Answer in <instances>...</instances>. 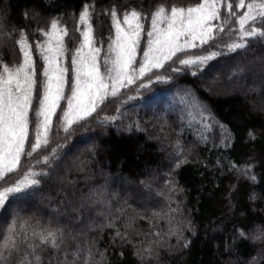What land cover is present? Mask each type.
Masks as SVG:
<instances>
[{"label":"trees","instance_id":"trees-1","mask_svg":"<svg viewBox=\"0 0 264 264\" xmlns=\"http://www.w3.org/2000/svg\"><path fill=\"white\" fill-rule=\"evenodd\" d=\"M172 1L0 0V13L5 15L9 32L13 27L26 30L28 42L33 47V59L42 66L35 45L46 37L36 29L48 31L52 18L62 17L61 24L74 37H65L66 45L74 50L81 39L75 30L79 13L85 4L94 5L98 14L92 21L94 36L96 40L104 41L100 60L103 63L109 34L113 36L112 21L108 20L109 15H104L105 9L119 6L121 19L125 7H136L147 14L161 2ZM199 2L176 0L173 3L189 7ZM220 7L222 14L226 15L228 10L224 0H221ZM244 10L238 11L242 13ZM26 11L28 20L24 18ZM33 11L39 13L35 19L31 18ZM149 21L148 16V25ZM213 24H219V21ZM234 26L238 28V25ZM16 39H19V31L13 40L0 43V61L10 66L23 59ZM202 47L207 48V45ZM223 51L226 54L209 61L210 65L223 59L222 63L233 67L232 70L243 68V74L233 76V80L242 76L257 93H262L264 40L253 39L247 51ZM187 52L203 54L201 47ZM178 55L183 58L182 54ZM63 63L70 65V56ZM173 66L181 71L172 73L169 70L170 80L155 82L139 92L136 87L130 88L120 95L122 98H109L112 106L104 107L99 117L94 113L89 123L76 128L67 138L62 130L58 137L53 130V138L61 145L59 159L51 167L43 168L50 175L42 179L35 195L26 203L7 211L0 210V231L7 227L15 211L28 219L36 230L47 227L49 218H54L64 227L66 235L72 233L81 241H95L93 252H105L106 259L102 264H248L258 252L264 261V251H261L264 243H254L251 239L257 227H264V106H253L257 97L251 94L241 95L232 90L226 95H209L203 91L199 81L203 72L208 74L207 68L200 71L204 65L185 68L177 62ZM254 68L258 69L259 75L250 76L247 70ZM261 93L264 102V92ZM194 103L203 105L214 118L209 122L210 130L205 133L206 142L200 141L196 134L200 125L199 116L191 108ZM117 106L121 109L119 114ZM149 107L160 108L158 111L166 126L162 127L159 119H152L151 115L156 112ZM105 115H119L120 118L99 124L98 119ZM54 122L59 123L56 117ZM190 122H194L193 126H189ZM220 125L225 126L230 139L225 141L222 138ZM164 130L163 138L160 134ZM249 131L253 132L254 139L249 137ZM103 132L106 137L95 141L101 149L83 148L76 159L79 165H72L71 169L68 164L72 159H63V154L71 151L72 145L93 140L96 134ZM178 139L185 145L188 162L176 168L172 146ZM162 141L166 142V148L161 149ZM63 163L67 165L66 170L60 168ZM233 163L238 168L251 165V171L242 175L231 169ZM35 170L41 171L42 164ZM251 176H255V181ZM117 183H121V187ZM92 192L102 193L104 202H94L96 197L89 195ZM253 194L255 199L251 198ZM109 221L115 222L114 228L100 227ZM129 223L133 243L121 246L119 239L113 243L116 229L124 232ZM52 226L55 227V223ZM176 228H181L182 239L169 235V231ZM237 229L245 230L249 238L239 237ZM81 231L83 236L79 235ZM144 233L149 234L147 238ZM185 239L190 242L187 248L183 247ZM141 240L145 245L150 240L160 242L159 247L152 245L158 254L151 260L142 262L136 255L137 248L133 245H139ZM53 255L51 250L46 251L44 264H49L48 257ZM95 260H100L98 254Z\"/></svg>","mask_w":264,"mask_h":264},{"label":"snow or ice","instance_id":"snow-or-ice-1","mask_svg":"<svg viewBox=\"0 0 264 264\" xmlns=\"http://www.w3.org/2000/svg\"><path fill=\"white\" fill-rule=\"evenodd\" d=\"M224 3L228 10L226 15L221 12V0H200L195 6L187 8L175 5L169 8L166 3H161L150 13V26L148 15L143 10L125 7L121 20L120 7L113 5L104 10V15L111 18L115 36L113 38L109 34L102 64L104 41L96 40L94 36L92 21L94 15L98 17L94 5L85 4L79 13L75 30L80 33L81 39L74 50L66 45L64 38L74 37L61 24L62 17H53L48 31L36 29L46 37L35 45V52L43 61L42 66L33 59V47L28 42L26 30L13 27L9 32L5 26V15L0 13V43L13 40L19 31V39L15 43L23 56L21 62L11 66L0 61V210L7 211L26 203L35 195L42 179L50 175L43 168L51 167L59 159L61 147L53 138V130L57 137L62 130L67 138L76 128L89 123L94 113L99 117L107 103L111 102L110 97L122 95L121 89L136 85L139 92L155 82L170 80L169 70L172 73L181 71L173 66L177 62L185 68L199 67L226 54L223 49L227 53L247 51L253 39L264 40V0H224ZM240 9L245 10L240 13ZM38 15L37 11H33L31 18L35 19ZM24 18L29 19L27 11ZM212 21H219V24H212ZM145 34L146 43L143 39ZM205 45L207 48L202 47ZM197 47H201L203 54L187 52ZM178 54H182L183 58ZM68 56L70 65L61 62ZM243 72V68L237 67L233 76ZM191 108L199 116L197 137L206 142L205 133L210 130L209 122L214 118L203 105L194 103ZM120 111V106H117L116 112L119 114ZM54 117L58 124L54 122ZM119 118V115H105L97 122L106 124ZM193 124L190 122L189 126ZM220 128L222 138L225 141L230 139L225 126L220 125ZM248 135L255 138L252 131ZM172 147L175 167L179 168L188 162L186 148L179 139ZM41 164L42 170L36 171V166ZM251 167L231 165V169L238 170L242 175H248ZM251 179L255 181L256 178L251 176ZM89 195L96 197L94 202H104L102 193L92 192ZM251 198L255 199V195ZM54 223L55 227L52 226ZM131 226V223L126 225L124 232L117 228L113 243L117 239L121 246L133 243L129 235ZM100 227L114 228L115 222L109 221ZM237 231L239 237L249 238L245 230ZM79 235L83 236V231ZM144 235L147 238L149 234ZM169 235L177 236L178 240L183 238L181 228L170 230ZM251 239L254 243H264V227H257ZM189 243L185 239L183 247L187 248ZM153 244L160 246L159 241L151 240L147 245L143 240L139 245H133L142 262L158 254ZM94 246L95 241H81L72 233L66 235L64 227L54 218H49L47 227L36 230L28 219L13 211L7 227L0 231V264H44V253L48 250L54 253L48 257L49 264L53 260L56 264H102L106 259L105 252H93ZM97 254L100 260H95ZM248 264H264V261L258 252Z\"/></svg>","mask_w":264,"mask_h":264},{"label":"rangeland","instance_id":"rangeland-1","mask_svg":"<svg viewBox=\"0 0 264 264\" xmlns=\"http://www.w3.org/2000/svg\"><path fill=\"white\" fill-rule=\"evenodd\" d=\"M174 1H176V0H173L172 2H169V3H167V5L169 6V8L172 6V5H175V3H173ZM162 3V2H161ZM160 3V4H161ZM181 6H183V5H179V7H181ZM191 6H195V5H191ZM184 8H187V7H185V5L183 6ZM190 7V6H189ZM152 11V10H151ZM151 11H147V14H148V16H149V18H150V20H151V17H150V13H151ZM108 20H111V18H109ZM121 20H122V18H121ZM150 22V21H149ZM215 21H212L211 23L213 24ZM148 26H150V24L148 25ZM112 33H113V38H114V36H115V29L114 28H112ZM144 39V42L146 43V34H145V37L143 38ZM79 42L80 41H78V43L76 44V46L75 47H77L78 45H79ZM196 43H199L198 41L196 42ZM75 47H74V49H75ZM193 49V48H192ZM189 50V49H188ZM187 50V51H188ZM140 55V53H138V56ZM219 59V58H218ZM247 60V59H246ZM215 61V60H214ZM226 61V60H225ZM62 63H63V61H61ZM222 62H224L223 61V59L221 60V62L220 63H218V64H216V63H214V64H216V65H210V62L208 63V64H205L204 66H201L200 67V71L201 70H203V69H205V68H207L206 70L208 71V74H205L204 72L201 74V80L199 81L202 85H201V89L203 90V91H205V92H207L209 95H216V94H218V95H226L227 93H230L232 90H234V91H237V92H240L241 93V95H254V96H256L257 97V99L255 100V102H253L254 104H252L253 106L255 105V104H257V106H264V102H263V100H262V96H260V94L259 93H261V92H256L253 88H252V86L250 85V84H247L246 82H245V79H244V77H242L241 76V79H238V80H233V73H234V70H232V68L233 67H231V66H225L224 65V63H222ZM249 62H251V61H249ZM100 63H102V61H100ZM262 63H264V61L262 62ZM199 69V68H198ZM191 71V70H190ZM195 72H197V70H195ZM247 72H248V74L250 75V76H252V74L253 75H259L258 74V69H256V68H254V69H252V70H247ZM198 73V72H197ZM199 73H201V72H199ZM232 77V78H231ZM235 77V76H234ZM134 87H136V85H132V86H130V88L131 89H133ZM128 90V88H126V89H121V92H122V94H124L126 91ZM264 92V91H263ZM262 92V93H263ZM261 93V95H263ZM123 96H120V98H122ZM111 98V97H110ZM63 103H65L66 104V102H63ZM111 104L110 103H108L107 104V106H110ZM112 106V105H111ZM126 106V105H125ZM152 106V105H151ZM153 107H149V110H151V111H155L156 112V114H152L151 116H152V119L153 120H160V122L162 123L161 124V126L162 127H164V126H166L167 125V123L166 122H164V121H162V114H160V112L158 111V110H160V108H153ZM157 110V111H156ZM55 118V117H54ZM53 118V119H54ZM159 122V121H158ZM169 122V121H168ZM159 126H160V124H159ZM165 134H166V131L164 130V132H162V134H160L161 135V137H163L164 138V136H165ZM99 135V136H98ZM94 137V136H93ZM105 138L106 137V133H99V134H96V136H95V138L92 140V139H89V140H85V141H82L81 143H77V144H75V145H72L73 147L71 148L72 150L71 151H69V152H65L64 154H63V159H65V160H67V159H72V161H70L69 162V167L71 168V169H73L72 167V165H75V164H77V165H79V163H78V161H76V159H77V156L79 155V153H80V150H82L83 148H96L97 147V149L98 150H100L101 149V147L100 146H98L96 143H95V141H97V139L98 138ZM163 142V141H162ZM166 142H163V145H161V149H163L164 147L166 148L167 147V145L165 144ZM95 146V147H94ZM93 161H94V163H96V159L94 158L93 159ZM67 166V165H66ZM65 166V164L63 163L61 166H60V168L62 169V170H66L67 169V167ZM76 166V165H75ZM117 185H120V187H121V183H117ZM36 201V200H35Z\"/></svg>","mask_w":264,"mask_h":264}]
</instances>
